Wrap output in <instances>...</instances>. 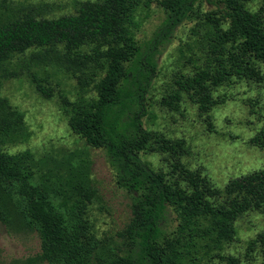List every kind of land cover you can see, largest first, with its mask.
Wrapping results in <instances>:
<instances>
[{
	"label": "trees",
	"instance_id": "obj_1",
	"mask_svg": "<svg viewBox=\"0 0 264 264\" xmlns=\"http://www.w3.org/2000/svg\"><path fill=\"white\" fill-rule=\"evenodd\" d=\"M155 1L165 19L144 44L137 41L132 26L140 0L84 1L74 13L56 19L25 15L4 23L0 68L13 53L57 46L63 50L61 62L67 69H94V97L66 102L62 108L69 128L87 145L104 150L116 183L133 194L131 217L122 232L131 248L106 264H244L219 250L233 240L235 220L241 214L257 210L264 215V169L231 178L217 188L182 161L188 151L183 139H169L143 126L157 46L199 0ZM203 1L212 6L199 12L204 61L191 74L174 80L176 89L164 102L175 107L181 93L186 94L210 128L215 88L234 79L263 80L264 8L250 11L247 0ZM37 89L45 94L41 86ZM18 115L0 98V147L6 134L19 129ZM251 141L264 148V126ZM151 144L167 155L165 170H155L139 157ZM21 158L0 149V182L24 181L28 168ZM93 193L82 191L87 200ZM82 206L76 201L65 214L44 192L26 186L17 217L37 231L39 255L48 264H89L87 255L98 242L80 217ZM9 217L0 208V219L6 222ZM253 245L259 248L260 260L250 264H264V229L255 234L248 249Z\"/></svg>",
	"mask_w": 264,
	"mask_h": 264
},
{
	"label": "rangeland",
	"instance_id": "obj_2",
	"mask_svg": "<svg viewBox=\"0 0 264 264\" xmlns=\"http://www.w3.org/2000/svg\"><path fill=\"white\" fill-rule=\"evenodd\" d=\"M84 1L95 0H0V25L25 15L56 19L74 13ZM211 7L197 1L157 46L142 123L151 133L183 139L188 151L182 161L221 189L231 178L264 169V148L251 141L264 126V66L261 82L234 79L212 91L216 103L210 110V128L186 94L181 93L175 107L164 102L176 89L174 80L191 74L204 61L199 12ZM245 7L256 11L264 8V0H247ZM132 17L135 37L144 44L160 29L165 13L155 0H140ZM62 53L57 46L30 47L11 54L0 68V98L17 110L20 125L15 135L2 138L0 149L22 157L21 164L28 168L24 181L0 182V208L10 215L6 222L0 219V264H48L39 255L37 231L17 217L26 186L44 192L65 214L76 201L84 203L80 217L98 242L87 255L89 264H106L131 248L122 232L131 217L133 194L116 183L104 150L87 145L69 128L62 108L66 102L93 98L97 75L88 66L67 69L61 62ZM139 157L155 170L166 169L167 155L153 144L140 151ZM84 190L94 191L89 200L82 195ZM263 229L262 213L244 212L235 220L233 240L219 252L238 257L244 264L258 262V246L250 250L248 246Z\"/></svg>",
	"mask_w": 264,
	"mask_h": 264
}]
</instances>
